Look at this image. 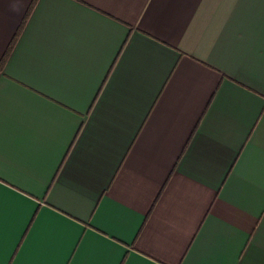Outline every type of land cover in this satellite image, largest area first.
<instances>
[{"label":"crops","instance_id":"obj_1","mask_svg":"<svg viewBox=\"0 0 264 264\" xmlns=\"http://www.w3.org/2000/svg\"><path fill=\"white\" fill-rule=\"evenodd\" d=\"M0 264H264V0H0Z\"/></svg>","mask_w":264,"mask_h":264}]
</instances>
